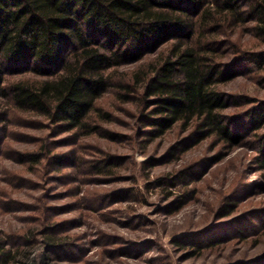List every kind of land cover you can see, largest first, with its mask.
<instances>
[{"label": "rangeland", "instance_id": "1", "mask_svg": "<svg viewBox=\"0 0 264 264\" xmlns=\"http://www.w3.org/2000/svg\"><path fill=\"white\" fill-rule=\"evenodd\" d=\"M245 27L223 47L235 119L264 103V63L241 61L264 42ZM139 68L112 72L82 130L0 91V264H264V126L232 148L177 128L154 138L141 90L119 87Z\"/></svg>", "mask_w": 264, "mask_h": 264}, {"label": "trees", "instance_id": "2", "mask_svg": "<svg viewBox=\"0 0 264 264\" xmlns=\"http://www.w3.org/2000/svg\"><path fill=\"white\" fill-rule=\"evenodd\" d=\"M245 25L264 42V0H0V91L18 110L82 130L115 86L112 72L140 65L119 87L141 90L151 136L177 128L236 147L264 126V103L235 119L219 89L237 76L223 59L225 36ZM241 58L264 63L263 52Z\"/></svg>", "mask_w": 264, "mask_h": 264}]
</instances>
